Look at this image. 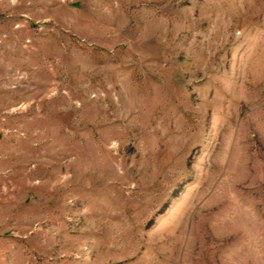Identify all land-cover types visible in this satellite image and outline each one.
I'll use <instances>...</instances> for the list:
<instances>
[{
  "label": "rangeland",
  "instance_id": "374dc122",
  "mask_svg": "<svg viewBox=\"0 0 264 264\" xmlns=\"http://www.w3.org/2000/svg\"><path fill=\"white\" fill-rule=\"evenodd\" d=\"M0 264H264V0H0Z\"/></svg>",
  "mask_w": 264,
  "mask_h": 264
}]
</instances>
